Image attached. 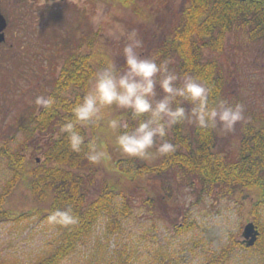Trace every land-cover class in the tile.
Listing matches in <instances>:
<instances>
[{
  "label": "rangeland",
  "instance_id": "rangeland-1",
  "mask_svg": "<svg viewBox=\"0 0 264 264\" xmlns=\"http://www.w3.org/2000/svg\"><path fill=\"white\" fill-rule=\"evenodd\" d=\"M72 4L78 11L71 10ZM62 5L52 4L53 11L44 14V34L21 35L22 44L29 46L28 57H23L22 63L19 60L23 54L19 51L10 62H0V147L7 142L10 152L24 153L30 168L45 163L49 136L42 133L27 136L21 129L30 126L31 113L36 116L43 110L35 103L37 96L47 95L43 80L60 75L73 43L83 37L85 29L90 44L96 48L93 53L88 47L84 53L94 54L97 70L106 62L122 70L127 34L136 31L142 41L137 53L142 58L156 60L155 49L166 40L174 18L184 7V0H89V3L67 0L64 9ZM84 15L88 16L86 24ZM93 17L98 20L93 22ZM46 30L63 33L62 37L68 34L67 42L49 46L47 43L54 41L46 37ZM259 48L247 36L234 32L225 52L219 56L229 69V84L222 100L244 106V119L234 131L224 133L219 127L215 129L219 151L236 155L243 124L251 115L264 117V52ZM162 96L157 87L156 99ZM113 115L126 114L116 111ZM194 126L189 122L188 131ZM93 130V125L89 126V135L96 133L98 147L105 152V158L96 168L97 183L103 184L115 176V162L127 157L115 147L116 133L107 129L106 122ZM160 160L157 156L143 161L155 166ZM175 175V178L153 179L145 184L150 186L149 190H141L134 197L132 212L122 229H108L114 215L102 216L92 234L60 264H210L213 257L227 249L232 252L225 264H261L256 249L258 241L249 249L239 246L244 241V227L255 223L251 214L255 192L230 194L228 189L210 188L179 171ZM11 178L6 162L0 160V196ZM98 190L96 185L90 196H96ZM148 194H152L154 205L146 204ZM37 206L24 183L16 188L8 202V208L18 214ZM261 213L264 220V210ZM56 246L55 230L41 217L18 223L0 219V264H35Z\"/></svg>",
  "mask_w": 264,
  "mask_h": 264
},
{
  "label": "trees",
  "instance_id": "trees-1",
  "mask_svg": "<svg viewBox=\"0 0 264 264\" xmlns=\"http://www.w3.org/2000/svg\"><path fill=\"white\" fill-rule=\"evenodd\" d=\"M174 19L166 40L155 49L156 62H169V70L180 77L178 86L183 84L185 74L200 78L212 90V103L223 99L229 84V69L219 56L225 52L232 33L247 36L258 44L259 51L264 52L261 49L264 48V0H184L183 9ZM45 32L46 37L50 36L54 41L47 43L49 46L65 44L69 36ZM90 41L88 35L75 41L60 75L43 80L46 97L53 96L56 105L52 110L43 108L36 116L31 113L30 126L21 129L27 136L37 133L49 136H45L48 139L45 163L30 168L24 153L10 152L7 142L0 147V160L6 162L12 174L0 196V219L18 223L41 217L57 235V246L35 264H60L92 234L104 215H114L108 229H122L132 212L134 197L141 190H149L150 186L145 184L153 179L175 178L176 171L185 177L197 178L210 188L228 189L230 194L255 192L251 214L261 232L256 249L261 264H264V220L261 213L264 210V117L251 115L243 124L240 150L236 155L219 151L215 129H199L195 125L189 132V122L182 121L169 128L164 138L175 145L173 154L161 157L155 166L141 159L122 157L115 162L113 179L97 183L99 164H90L84 158L88 142H97L95 132L89 135V126L92 125L79 129L85 138L83 152L79 154L69 149L66 134L59 132V125L71 116L72 108L88 91L89 82L97 71L94 54L84 53L88 47L95 52L96 46ZM183 106L190 112V105ZM126 118L129 124H133L130 114H126ZM93 128L95 130L96 126ZM23 183L38 206L18 214L8 208V202ZM96 185L99 190L91 197ZM146 204L154 205L152 194L147 195ZM68 208L76 217L75 224L64 227L50 222L49 216L54 211ZM233 244L237 246L235 242ZM239 246L249 249L243 242ZM231 252L230 249L223 251L213 257L210 264H225Z\"/></svg>",
  "mask_w": 264,
  "mask_h": 264
},
{
  "label": "clouds",
  "instance_id": "clouds-1",
  "mask_svg": "<svg viewBox=\"0 0 264 264\" xmlns=\"http://www.w3.org/2000/svg\"><path fill=\"white\" fill-rule=\"evenodd\" d=\"M97 20L98 17H93V22ZM137 36L136 31L127 34L128 43L123 48L125 67L121 70L114 63L106 62L93 74L88 91L72 108L71 116L59 125V132L66 134L72 152L79 154L84 149L85 138L80 127L101 126L103 122L108 130L116 133L115 147L119 152L141 160L173 154L175 145L164 138L169 128L182 121L194 123L199 129L219 127L224 133L234 131L244 119L242 104L232 105L224 100L210 102L212 90L198 77L185 74L183 84L178 86L180 77L169 70V62L158 64L155 59L142 58L137 53L142 47ZM157 87L164 93L160 99H156ZM35 103L52 110L56 100L53 96L41 95ZM184 104L190 105V112ZM116 111L130 114L133 124H129L126 115H113ZM84 158L97 165L105 158V152L96 140H91ZM49 220L64 227L77 222L71 208L57 209Z\"/></svg>",
  "mask_w": 264,
  "mask_h": 264
},
{
  "label": "flooded vegetation",
  "instance_id": "flooded-vegetation-1",
  "mask_svg": "<svg viewBox=\"0 0 264 264\" xmlns=\"http://www.w3.org/2000/svg\"><path fill=\"white\" fill-rule=\"evenodd\" d=\"M85 1L89 3V0ZM65 2H67V0H0V13L7 23L6 29L2 32L4 41H0V62H10L16 57V52L19 51L23 54L20 57L21 60H19L22 63L24 61L22 58L27 56L29 46L27 47L22 44L21 35H25L26 33L38 34L37 32L44 34V14L53 11L54 7L52 4L58 3L64 5ZM44 3L47 5H43ZM62 8L64 9V6ZM75 9L77 8L72 4L71 10L74 11ZM87 18L88 16L86 17L84 15L85 24ZM72 28L74 29V25ZM86 32L85 29L84 35H88ZM8 40H11V42L7 43ZM27 59L30 60L29 58ZM27 59L25 60L27 61Z\"/></svg>",
  "mask_w": 264,
  "mask_h": 264
},
{
  "label": "water",
  "instance_id": "water-1",
  "mask_svg": "<svg viewBox=\"0 0 264 264\" xmlns=\"http://www.w3.org/2000/svg\"><path fill=\"white\" fill-rule=\"evenodd\" d=\"M239 1L245 2L247 0H239ZM6 27H7V23L0 13V41H4V35L2 32H4ZM259 236H260V231H259L258 226L255 223L250 222L244 227L242 237L244 239L243 242L245 243L247 247L255 246L256 242L258 241Z\"/></svg>",
  "mask_w": 264,
  "mask_h": 264
}]
</instances>
